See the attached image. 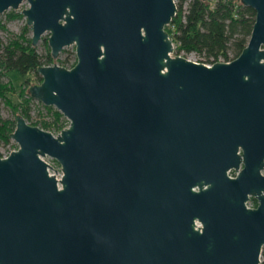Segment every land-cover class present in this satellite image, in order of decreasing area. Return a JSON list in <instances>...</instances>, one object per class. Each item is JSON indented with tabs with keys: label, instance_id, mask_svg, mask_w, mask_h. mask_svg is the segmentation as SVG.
Instances as JSON below:
<instances>
[{
	"label": "water",
	"instance_id": "95a60500",
	"mask_svg": "<svg viewBox=\"0 0 264 264\" xmlns=\"http://www.w3.org/2000/svg\"><path fill=\"white\" fill-rule=\"evenodd\" d=\"M240 1L254 9L246 42L210 63L172 52L175 0L21 5L31 43L47 30L50 54L73 43L75 59L41 61L27 86L64 125L14 115L0 264H260L264 0Z\"/></svg>",
	"mask_w": 264,
	"mask_h": 264
},
{
	"label": "trees",
	"instance_id": "16d2710c",
	"mask_svg": "<svg viewBox=\"0 0 264 264\" xmlns=\"http://www.w3.org/2000/svg\"><path fill=\"white\" fill-rule=\"evenodd\" d=\"M175 11L164 25L173 41V52L195 51L200 60H215L218 56L232 57L245 44L254 18V9L240 0H175ZM184 1V2H183ZM19 14L18 10L9 9L7 16ZM0 26L3 23L0 22ZM28 25L25 23L17 33L8 35L0 42V73L8 76V82L0 80V95L3 100L11 104L12 110L20 113L26 120L29 118V101L33 97L29 94L27 83L29 72H33L34 79L41 78L36 67L41 61L52 59L44 36L45 52L39 53L26 33ZM231 49L229 55L227 50ZM75 58V57H74ZM73 58V60H74ZM72 63V62H71ZM16 70L23 82L18 86V100L10 102L7 91L13 87V82L7 74L8 70ZM40 102V100H38ZM50 113L49 118L28 120L39 123L50 130L57 131L66 123L67 118L52 104L40 102ZM14 125V118L0 116V139L6 141ZM260 264H264V244L260 248Z\"/></svg>",
	"mask_w": 264,
	"mask_h": 264
},
{
	"label": "rangeland",
	"instance_id": "374dc122",
	"mask_svg": "<svg viewBox=\"0 0 264 264\" xmlns=\"http://www.w3.org/2000/svg\"><path fill=\"white\" fill-rule=\"evenodd\" d=\"M184 2V1H183ZM28 2L27 0H21L18 3V6L16 8H12L15 10L19 11V14L14 15V16H7V11L9 9H11L10 7L5 8L4 10H2L0 12V22L3 23V26H0V42L5 41L6 37L8 35H11L13 33H17L21 26L25 23V16L20 12V9L22 8L21 5H27ZM28 25V24H27ZM27 34L30 35V26L28 25V29L26 31ZM48 31L44 30L41 34L40 37L37 39V41L34 43L35 49L39 52V53H44L45 52V44L43 42L44 36L47 37ZM46 46L49 50V46L46 42ZM173 52V51H172ZM183 52V51H180ZM186 57H189L191 59H196L197 57H199V54H197L195 51H187V52H183ZM227 53L229 55L232 54V50L228 49ZM75 57L74 55V45L73 43H67L64 44L60 50L58 51L56 56H52V59H59L62 60L64 62H67L69 64H71V62L73 63V58ZM75 59V58H74ZM7 74L10 76L12 82H13V87L10 88V90L7 91V97L10 99V102H16L18 100V86L21 85V83L23 82V77L14 69L8 70ZM29 79L27 83H31L34 82L32 81L34 79V74L33 72H29ZM0 80L4 81V82H8V76L5 73H0ZM28 85V84H27ZM27 88V86H26ZM41 102V101H40ZM38 101V99L36 98H32L29 101V118L28 120H38L39 118H49L50 117V113L47 112L43 106L41 105ZM14 110H12L11 108V104L5 102L3 100V97H1L0 95V116L1 117H7V118H14L15 115ZM27 120V121H28ZM67 122V120H66ZM53 133H55L56 131L51 130ZM17 145L16 141L12 138V137H8V139L6 141H2L0 139V150H6L8 148L11 147H15ZM260 256V255H259Z\"/></svg>",
	"mask_w": 264,
	"mask_h": 264
},
{
	"label": "built area",
	"instance_id": "2783aa9c",
	"mask_svg": "<svg viewBox=\"0 0 264 264\" xmlns=\"http://www.w3.org/2000/svg\"><path fill=\"white\" fill-rule=\"evenodd\" d=\"M199 58L200 57H197L196 60H200ZM216 59H222V57L218 56ZM200 61H202L204 63H210L213 60H200ZM11 148H13V147H11ZM11 148H8L6 150H0V155L6 154L8 152V150L11 149ZM41 157L50 165V166L48 164L46 165L47 171L50 172V173L51 172L54 173L55 176H59L60 167H59L58 162L53 157H51V156H49L47 154L41 155ZM53 167L55 168V171H54ZM259 259H260V256H259Z\"/></svg>",
	"mask_w": 264,
	"mask_h": 264
}]
</instances>
